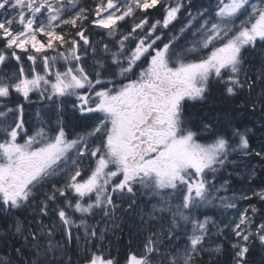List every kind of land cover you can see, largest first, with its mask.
Returning <instances> with one entry per match:
<instances>
[{"label":"snow or ice","instance_id":"snow-or-ice-1","mask_svg":"<svg viewBox=\"0 0 264 264\" xmlns=\"http://www.w3.org/2000/svg\"><path fill=\"white\" fill-rule=\"evenodd\" d=\"M192 8L193 0H0V209L34 205L40 217L51 213L69 243L83 229L86 240L99 242L85 249L84 264H203L204 255L223 252L213 237L225 229L237 241L234 264H246L250 239L264 245V209L250 204L223 228L207 215L200 219V209L217 200L236 207L217 195L228 191V180H216L232 157L250 154V130L197 119L188 102H206L213 87L225 98L245 89L251 95L243 52L264 45V0ZM182 13L186 22L177 31ZM94 29L112 46L98 49ZM10 65L14 70L4 72ZM32 93L59 101L58 113L71 98L82 116L96 114L89 131L69 138L59 114L54 127L38 118L30 131L23 104L6 101L13 94L28 101ZM251 103L264 111V94ZM254 155L264 160V150ZM138 190L156 200L149 219L161 227L122 262L103 247L107 229L98 234L87 218L97 210L114 216V199ZM252 198L264 204V187L243 196ZM36 223L30 232L14 225L31 249L28 264H57L66 247L54 239L57 223ZM181 232L185 242L175 245ZM0 264H14L13 257L0 256Z\"/></svg>","mask_w":264,"mask_h":264},{"label":"trees","instance_id":"trees-1","mask_svg":"<svg viewBox=\"0 0 264 264\" xmlns=\"http://www.w3.org/2000/svg\"><path fill=\"white\" fill-rule=\"evenodd\" d=\"M91 2L92 0H82L85 6L90 5ZM207 4L208 0H193L192 11L195 12L198 10V7L207 6ZM156 18H159L158 14H156ZM185 22V16L182 13L178 21L175 22V30L178 31L179 27ZM91 39L98 49L102 47V43H108L110 47L114 43L107 35L95 29L93 30V34H91ZM87 62H92L90 54ZM244 68L249 79L255 83L250 96L247 89H245V91L234 98H225L213 87L206 102H196L190 105L188 110V112L197 119L204 118L212 123H215L217 120L229 121L233 125L241 127V129L246 128L250 130L248 133L251 149L250 154L248 156L242 155L243 158L240 157V160H244L245 164H248V166L245 167V169L242 168L243 172L237 174H231V172L229 173V171H227V174L232 175L230 180L231 185H238L237 200L239 207L237 209H242V211L248 208L250 204H255L257 208L264 209V204L259 203L255 198L250 200L243 199V196L247 195L251 197L253 191H258L261 187H264V160L254 155L255 152L264 150V111L261 110L259 104H257L256 109L253 110L251 103L258 96L264 94V60L258 58L256 53L247 55L244 61ZM66 105L70 129L73 130L74 127L78 128L82 126L83 123L84 126H86L91 122L92 118L88 117V114L82 116L78 111L72 108L71 98L67 99ZM250 170L255 171V176L251 179L248 175ZM144 199L145 195L138 190L134 197L126 195L121 202L119 201L120 204H118L116 198L114 199V202L118 205L115 209L114 216L104 217L103 214L97 210L94 216L87 218L88 223L91 224H94V220L96 219L101 222V225H97L99 231L105 228L107 229L104 235L103 247L106 251L110 250L111 254L118 257L122 262L129 252H142L144 237L148 235L150 230H160L159 227H161V225L147 229H137L135 227L134 219L137 210L135 205ZM133 200L135 203L130 208L129 204L132 203ZM226 212V210L214 212L212 207L200 209V213H206L208 217L215 219L216 224H218L220 220L224 223L229 222V217L224 215ZM37 219H42L43 223L47 224L51 221V213L47 217H40L38 209L34 205L9 211L0 209V256L7 254L13 257L14 264H28V261L31 259V249L24 244L22 237L15 233L14 225L19 221L24 225L25 232H30L37 227ZM257 219H260V214L257 215ZM218 226L220 227V225ZM213 230H215V228ZM76 235L77 233L74 230L73 239L69 243L59 230V227H57L54 239L66 246L63 255L57 260V264H82L84 263L86 255L85 249L89 248L95 250L94 246L99 243L96 239H93L91 243L86 240L84 238L83 229L80 230L78 234L80 236L79 240L76 239ZM214 240L216 243H223L224 250L218 257L213 256L211 259L208 255H204L203 264H234V250L231 245L237 241L236 238L232 236L230 230L225 229L224 235H217V237H214ZM44 242L46 243V239ZM248 246L249 252L246 256V264H264V245H261L258 239L253 238L248 242ZM17 247L25 249L23 255H18L15 252Z\"/></svg>","mask_w":264,"mask_h":264},{"label":"rangeland","instance_id":"rangeland-1","mask_svg":"<svg viewBox=\"0 0 264 264\" xmlns=\"http://www.w3.org/2000/svg\"><path fill=\"white\" fill-rule=\"evenodd\" d=\"M254 53L257 54L258 58H262L264 60V45L258 43L255 48H248L247 50H245L243 52L244 61L246 60L247 55H252ZM25 67L27 69L28 65L26 64ZM13 70H14V65H10L8 68L3 69L4 72H11ZM32 94L35 95V97H36L35 103H36V105H38L37 110H38V112L41 115L44 116L43 109L52 110V112L57 110L56 105H58L60 103L59 101H55V102L54 101H49V100L41 98L38 93H32ZM31 95H30V99H31ZM30 99L28 101H25V100H23L22 97H20V96H18L16 94H13L6 101V103H7V105L9 107H15V104L16 105L23 104V106H24V119L27 122L26 123V127L28 129H29V124H28L29 107H26V106L29 104ZM80 134H82V133H80ZM240 157H242V155H236V156L232 157V159L235 161V163L234 164H230L226 168V170L223 171V173H219L218 176H217V180H216L217 186H219L220 184H223V182L225 180H228V186H227L228 187V191H226V192L225 191H221V192L217 193V195L223 196V197H228L229 200L226 201V203L227 202H234L236 204V207L235 208L225 207V205L222 204L219 200L215 201L213 204L208 205L206 207V208L212 207L214 209V212H220L221 210H226L227 212L224 215H227L229 217V220L227 219L229 222H231L234 218L237 217L236 215H237L238 211H242V209H240V210L237 209L239 207L238 200H237V198H238L237 194L238 193H237L236 186L235 185H231V183H230L232 175L227 174L228 173L227 171H229V173L232 172V173H235V174L241 173V172H243L242 168L245 169V167L248 166V164H245L244 160L243 161L240 160ZM85 167H87V163L85 164ZM232 198H235V199L233 200ZM116 201H118V204H120L122 199L116 198ZM155 204H156V200L155 199H152L148 195H145V199L141 200L140 202H138L135 205L137 207V210H136V214H135L134 225H135V227L137 229H142V228L147 229V228H150V227H155V226H159L160 225L157 221L149 219V214L152 212L153 205H155ZM157 215H159V214L157 213ZM205 215H207V214L204 213L203 215H200V219H203ZM213 220H215V219H213ZM52 223H57V227H59L57 218L54 215L51 214V221L49 223H47V225H51ZM98 224L101 225V222L99 220H97L95 224L89 223L90 226H97ZM223 224H224V222H221V220H220L217 225H220V227L223 228ZM164 226H167V218L166 217H165ZM215 230H213V231L215 232ZM101 231H103V230H101ZM98 234H99V229H98ZM214 237H217V235L214 236ZM214 237H213V241H215ZM88 241L91 243L93 241V239L88 240ZM184 242H185V238L183 236V233L181 232L178 235V237L174 240L173 243L175 245L182 246L184 244ZM166 243H168V242L166 241ZM213 246H215V243L213 244ZM82 264H84V263H82Z\"/></svg>","mask_w":264,"mask_h":264},{"label":"flooded vegetation","instance_id":"flooded-vegetation-1","mask_svg":"<svg viewBox=\"0 0 264 264\" xmlns=\"http://www.w3.org/2000/svg\"><path fill=\"white\" fill-rule=\"evenodd\" d=\"M35 101H36V97H35V95L32 94L31 99H30L29 104H28V106H29L28 124H29L30 131L33 128V126H35L37 124L38 118L45 120V121H51L52 126L54 127L56 125V122H57L56 121L57 115L59 114L61 120L66 125V132L68 133L69 138L70 137L72 138L76 134H80L81 131H83V134L86 133L87 131H89V129L93 123L94 116L96 115V114H88L92 118L91 122L86 126H84V123H83L82 126H80L78 128L74 127L72 130L69 128V125H68V119H67L68 113L65 112L67 110V105L65 106L64 112L62 114L60 112L58 113V110H56L53 113L52 110L43 109V114H44V116H43L38 112V110H37L38 105H36ZM15 106H16V104H15Z\"/></svg>","mask_w":264,"mask_h":264},{"label":"bare ground","instance_id":"bare-ground-1","mask_svg":"<svg viewBox=\"0 0 264 264\" xmlns=\"http://www.w3.org/2000/svg\"><path fill=\"white\" fill-rule=\"evenodd\" d=\"M236 189L238 190L239 188H238V185L236 184ZM215 242V241H214ZM216 243V242H215Z\"/></svg>","mask_w":264,"mask_h":264}]
</instances>
